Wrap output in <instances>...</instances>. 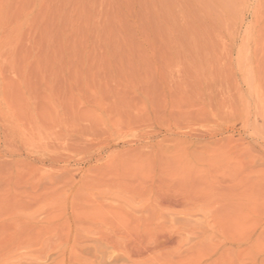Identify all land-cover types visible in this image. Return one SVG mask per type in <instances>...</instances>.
Masks as SVG:
<instances>
[{
  "label": "rangeland",
  "instance_id": "rangeland-1",
  "mask_svg": "<svg viewBox=\"0 0 264 264\" xmlns=\"http://www.w3.org/2000/svg\"><path fill=\"white\" fill-rule=\"evenodd\" d=\"M0 264H264V0H0Z\"/></svg>",
  "mask_w": 264,
  "mask_h": 264
}]
</instances>
